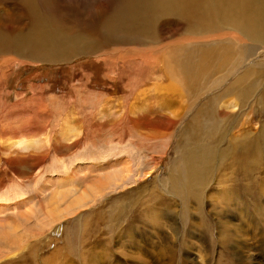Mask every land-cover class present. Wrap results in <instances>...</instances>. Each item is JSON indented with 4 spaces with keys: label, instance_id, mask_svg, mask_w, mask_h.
Instances as JSON below:
<instances>
[{
    "label": "rangeland",
    "instance_id": "rangeland-1",
    "mask_svg": "<svg viewBox=\"0 0 264 264\" xmlns=\"http://www.w3.org/2000/svg\"><path fill=\"white\" fill-rule=\"evenodd\" d=\"M24 2L0 0L1 36L30 41L55 23L97 52L54 64L0 50V264H244L228 242L239 208L254 236L246 264H264V97L252 112L240 97L215 119L217 139L192 143L191 100L151 65L175 24L158 25L154 50L119 60L100 33L120 0H34L33 18ZM246 135L262 151L247 170L231 155ZM189 162L209 180L190 194Z\"/></svg>",
    "mask_w": 264,
    "mask_h": 264
},
{
    "label": "bare ground",
    "instance_id": "bare-ground-1",
    "mask_svg": "<svg viewBox=\"0 0 264 264\" xmlns=\"http://www.w3.org/2000/svg\"><path fill=\"white\" fill-rule=\"evenodd\" d=\"M24 1L26 9L32 12V18L42 17L34 0ZM162 21L176 26L173 27L172 32L170 31L171 35L165 40V45L157 48L155 45L158 42V25ZM47 25L51 27L42 25L32 27L30 31L34 34L30 41L27 39L20 41L16 38L10 40V37L0 35V50L15 44L21 56L31 57L29 59L33 60L32 57H36L35 52H37L40 62L48 61L54 64L69 62L75 55L97 52L94 43L88 44L87 39L79 35L70 37L67 33H58L54 31L58 26L55 23ZM100 36L106 45L120 48L119 60L133 57L134 53L130 49H159L156 62L151 65L157 68L161 65L159 68L163 75L161 76L178 84L175 87L176 91L181 93V97L184 94L191 100L190 102L188 100L189 107L195 110L190 120L192 131L188 130V133L184 134L192 143L202 136H207L209 143L217 139L214 137L221 126H218L220 122L216 123L215 119L218 117V121L225 122L228 115H232L236 108L237 111L242 109L244 103H240V97L245 100V108L248 105L251 112L255 110V106H263L264 0H120L116 12L103 24ZM84 43L86 45L80 46ZM198 98H202V101H198ZM229 98L233 100L227 103L230 101ZM246 138V145L242 144L243 148L234 146L231 155L236 163H242L247 170L257 165L258 155L262 154V151L254 146L253 141H258L257 138H249L248 135ZM203 153L205 154L197 156L203 159L207 152L203 151ZM193 162H189L188 167L189 170H195L188 173L186 189L188 194L195 189L198 179H203L201 183L204 187L209 181L208 177L200 174ZM243 177L242 180H249L251 176L246 171ZM231 180L235 181L233 177ZM239 185L241 184L238 183ZM237 197L230 200L232 205L237 203ZM240 210L242 209H237L231 215L234 219L238 218L239 222L238 225L232 226L228 242L234 244L236 252L238 247L243 248L241 252H237V255L246 264L250 257H246L248 254L246 249L251 248L250 242H253L254 236L247 239L245 222L242 226L239 224L242 218ZM85 224V228L88 227V224ZM169 229L165 231L171 233L175 231L171 227ZM166 247L171 251L174 248L170 242ZM161 254L165 256V253Z\"/></svg>",
    "mask_w": 264,
    "mask_h": 264
}]
</instances>
